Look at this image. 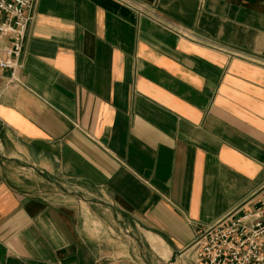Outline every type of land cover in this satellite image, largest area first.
<instances>
[{"label":"crops","instance_id":"0c3cea01","mask_svg":"<svg viewBox=\"0 0 264 264\" xmlns=\"http://www.w3.org/2000/svg\"><path fill=\"white\" fill-rule=\"evenodd\" d=\"M22 60L0 69V264H198L197 234L254 208L264 0H37Z\"/></svg>","mask_w":264,"mask_h":264},{"label":"built area","instance_id":"2783aa9c","mask_svg":"<svg viewBox=\"0 0 264 264\" xmlns=\"http://www.w3.org/2000/svg\"><path fill=\"white\" fill-rule=\"evenodd\" d=\"M37 0H0V69L19 81L22 54ZM137 11L154 19L141 4ZM163 22V21H162ZM166 27L181 29L170 22ZM251 211L234 209L206 225L196 236L193 253L198 264H264V182Z\"/></svg>","mask_w":264,"mask_h":264}]
</instances>
